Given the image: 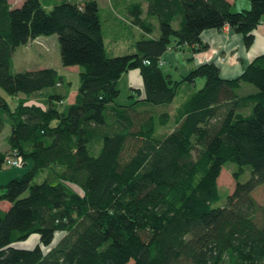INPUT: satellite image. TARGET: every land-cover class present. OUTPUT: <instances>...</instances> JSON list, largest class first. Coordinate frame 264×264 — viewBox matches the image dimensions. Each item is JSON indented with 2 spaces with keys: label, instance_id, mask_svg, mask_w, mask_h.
Returning a JSON list of instances; mask_svg holds the SVG:
<instances>
[{
  "label": "trees",
  "instance_id": "1",
  "mask_svg": "<svg viewBox=\"0 0 264 264\" xmlns=\"http://www.w3.org/2000/svg\"><path fill=\"white\" fill-rule=\"evenodd\" d=\"M100 12L98 0H0V85L19 96L12 108L0 93L11 119L0 167L7 155L27 164L0 184V264H264V204L261 223L252 194L264 189V51L234 77L209 60L173 78L159 62L170 47L207 48L209 27L228 24L251 45L264 0L236 10L230 0H132L135 49L121 54L107 52ZM52 33L62 64L79 66L62 107L71 80L57 67L14 69L19 44ZM135 67L143 89L115 102L117 80ZM199 76L173 111L148 106ZM242 82L257 89L239 92ZM38 95L44 107L27 101ZM4 126L0 116V136ZM227 161L235 185L219 204ZM33 233L35 245H15Z\"/></svg>",
  "mask_w": 264,
  "mask_h": 264
},
{
  "label": "rangeland",
  "instance_id": "2",
  "mask_svg": "<svg viewBox=\"0 0 264 264\" xmlns=\"http://www.w3.org/2000/svg\"><path fill=\"white\" fill-rule=\"evenodd\" d=\"M100 4L103 6L105 3V0H99ZM251 0H234L232 3V9H240L242 7H249ZM176 24V23H175ZM106 30V29H105ZM107 37L104 38L105 45L108 53L111 54H121L126 51H130L131 49L129 45L127 44V41L123 39H116L114 38V35L107 34ZM45 41H48V45ZM175 50V49H174ZM13 59H14V69L20 70V69H34L44 66H55L59 69L60 72L66 75L67 79L71 80V88H77L79 84V70L75 69L74 67H69L68 65H63L61 62V56H60V48H59V40H58V34L52 33V34H41L40 37H37L35 40L31 42L21 43L19 44L13 53ZM170 63L168 57L167 62L165 65H163V68L165 66H168ZM127 73H124L123 77L117 80V84L119 87V93L115 98V102L117 103H129L133 97L130 96L131 90H130V84L128 83ZM202 79V81L199 80ZM205 81L204 77L199 76L197 79L196 86L191 85L190 83L185 82L183 85H181L178 89V92L176 94V97L174 101L172 102H163V103H148V106L151 107L154 111L157 113L162 110H168V109H175L179 104L185 101L187 96L189 95L190 91H192L193 88H198L201 85H203ZM248 86V87H247ZM251 89H257L256 85L250 82H242V85L237 87V90L239 92H246L250 91ZM0 93L3 94L10 107H14L15 104L18 102V95L9 94L6 89L0 85ZM22 94V93H20ZM28 102H36L41 104L43 107L45 105L44 98H41V95L38 96H31L27 98ZM69 101V98L65 100ZM64 103H58L59 107H62ZM0 116L3 118L5 122V126L3 129V135L7 134L10 131V123L11 119L8 114V111L4 107H0ZM6 145V142L3 141V139H0V148L4 147ZM236 165L233 161H227V163L223 166L220 175L218 177V183H219V190L221 192V199L217 202L219 204H223L226 200V194L233 190V187L235 185V178L233 176V165ZM27 169V164H24L22 162L18 164H6L3 163L2 167H0V184L6 183L11 177L21 175L25 170ZM249 173L242 176V179H245ZM36 180L42 179L41 176H37L35 178ZM75 189L80 190L76 185H73ZM254 198L256 199L257 203L259 204V207L255 213V218L259 222H263V215H262V209L261 205L264 204V189L262 185H258L252 192ZM64 231H56L55 237L53 240V245L58 241V239L62 236ZM39 240V237L37 234H31L27 239L19 240L15 242V245L18 246H25V247H31L35 245ZM50 247V245L43 246V248L46 250ZM132 260L129 261L127 264H131Z\"/></svg>",
  "mask_w": 264,
  "mask_h": 264
},
{
  "label": "crops",
  "instance_id": "3",
  "mask_svg": "<svg viewBox=\"0 0 264 264\" xmlns=\"http://www.w3.org/2000/svg\"><path fill=\"white\" fill-rule=\"evenodd\" d=\"M22 1L23 0H8L10 6L19 5ZM42 1L46 6L50 7L55 2L60 0ZM130 1L132 0H105V3L102 6L98 0L101 7L100 15L103 21L104 38L107 37L106 33H109L111 35H114V38L116 39H123L127 41V44L131 48L129 50L133 51L135 49L134 36L136 30L138 31V28L132 23V21H130V17H127L128 3ZM230 1H232V3L234 2V0ZM124 19L126 21H123ZM254 34L255 37L252 44L246 46L242 34L236 32L228 24L224 25L222 28H205L201 32L200 36L202 42L208 44L207 48L193 51L191 45L188 44H185L179 48L170 47L163 53V56L161 57V64L162 66L165 65L168 57L170 63L163 69L171 73V76L173 78H180L183 74H185L187 71H189L199 63L214 60L219 65L222 76L234 77L242 72L245 65L253 57L264 51V23L261 22L256 26V28L254 29ZM37 37H40V35H37L33 39H30L28 43L35 40ZM43 41L48 45V41ZM68 66H72L75 69L79 70V66L77 64ZM124 73L129 74L127 81L130 84L129 86L131 91H135L138 88L143 89V77L139 68L135 67L124 71L119 79L123 77ZM197 79L198 77L193 83L194 86H196L197 84ZM200 81H202V79ZM76 90L77 88H71L67 97L69 98V101H72L74 99ZM252 90L255 89H251L250 91ZM67 98H65V100ZM65 100L61 101V103H64ZM170 110L173 111V108ZM5 135L6 134H1L0 139H3V141L6 142ZM7 148L8 144L6 142V145L4 147H1L0 149L6 150ZM0 205L7 206L8 202L5 200H0Z\"/></svg>",
  "mask_w": 264,
  "mask_h": 264
},
{
  "label": "built area",
  "instance_id": "4",
  "mask_svg": "<svg viewBox=\"0 0 264 264\" xmlns=\"http://www.w3.org/2000/svg\"><path fill=\"white\" fill-rule=\"evenodd\" d=\"M262 23H264V20L262 21ZM147 61H148V59H147ZM159 62L160 63L162 62L161 58L159 59ZM20 162H21L20 157L15 156V155H7L6 158L4 159V163L11 164V165L18 164Z\"/></svg>",
  "mask_w": 264,
  "mask_h": 264
}]
</instances>
